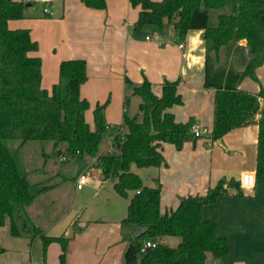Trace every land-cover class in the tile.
<instances>
[{
  "label": "trees",
  "instance_id": "1",
  "mask_svg": "<svg viewBox=\"0 0 264 264\" xmlns=\"http://www.w3.org/2000/svg\"><path fill=\"white\" fill-rule=\"evenodd\" d=\"M86 5L103 8L104 0H82ZM139 7L133 27L147 25L161 27L167 23L180 34L189 29H202L205 44L204 86L215 89L212 139H218L229 130L258 124L256 175H264V119L255 118L259 96L237 88L239 81L255 78L254 69L264 61V0H130ZM24 0H0V227L9 219L10 233L19 234L18 217L36 193L32 182L22 175L10 150L3 140H15L20 145L42 141L52 143L59 157H95L101 180L116 179L115 191L129 199L123 223L147 230L127 241L124 264H212V260L228 251L227 239L216 232V220L202 217L203 207L227 194L224 181L219 180L203 196H185L170 213L159 209L160 184L144 185L140 176L130 171L131 164L138 167L164 164L161 153L163 143L177 149L189 136L190 122H177L168 110L182 102L177 93L178 80H164L161 95H155L151 84L144 79L133 85L126 78L125 85L140 97L137 116H124L121 126L110 127L104 119L107 103H96L91 129L85 119L88 101L80 96V86L87 79L84 59L62 60L58 66L59 79L50 92L41 87V59L30 55L38 49L24 28H10L8 20L24 16ZM211 16L214 20L211 22ZM244 39L248 58L241 72L227 68L222 52ZM106 136L112 138L113 151L100 153ZM242 195L239 182L230 180ZM47 187H41L37 193ZM31 239L40 238L43 255L51 242L60 244L59 264H65V252L70 237L50 235L32 226ZM176 236L179 242L170 246L157 239ZM142 241L156 242L154 247L140 253ZM4 248L0 245V254ZM140 255V258L138 255Z\"/></svg>",
  "mask_w": 264,
  "mask_h": 264
},
{
  "label": "crops",
  "instance_id": "2",
  "mask_svg": "<svg viewBox=\"0 0 264 264\" xmlns=\"http://www.w3.org/2000/svg\"><path fill=\"white\" fill-rule=\"evenodd\" d=\"M44 2L49 3L48 12L43 11ZM104 3L103 8H98L88 6L82 0L26 2L24 16L8 20L10 28L27 29L31 39L38 43V49L30 55L41 59V87L50 92L51 86L58 82V66L62 60L84 59L87 79L80 86V96L89 104L85 119L92 129L95 104L108 99L104 108L105 122L110 127L120 128L122 135L125 132L121 126L123 117L137 116L139 103L129 109L132 97L138 95L125 85L126 78L133 85L147 79L157 96L161 95L164 80H178L177 93L182 102L168 110L177 122L196 123L211 132L215 89L204 86L203 30L189 29L180 34L169 23L136 30L133 23L139 7L131 6L130 0H104ZM147 35L152 39H146ZM221 55L227 68L241 72L248 58L246 41L238 40ZM254 74V79L243 77L237 88L254 94L263 92L255 111L259 121L264 119V61L254 69ZM210 132L200 137L190 133L179 149L171 143L162 144L165 163L150 166L155 168L150 176L152 182L160 184V212L170 213L182 197L203 196L210 187L223 180L227 194L202 210L204 219L216 220L217 234L225 237L228 243L227 253L212 260V264H264V175L255 173L258 124L233 128L218 139H212ZM111 144L112 138L106 136L100 153L106 152ZM79 157L82 167L77 175L84 171L95 185L102 182L95 157ZM244 172L252 173L255 182L252 188L239 184L242 192L239 195L227 184L230 180L239 182ZM77 175L73 178L75 189L81 190L83 186L76 188ZM74 214L70 210L62 223L50 227L52 232L50 229L45 232L65 235ZM100 222L83 223L79 231L91 228L93 233L85 238L73 235L68 241L67 264H124L127 241L123 242V237L131 235L137 227L127 224L123 231L119 222ZM34 239L20 230L18 235H12L7 219L0 227V245L4 248L0 264H41L33 258ZM156 242L175 246L179 238L163 236ZM59 253L60 244L49 243L45 253L47 259L44 258L42 264H56Z\"/></svg>",
  "mask_w": 264,
  "mask_h": 264
},
{
  "label": "rangeland",
  "instance_id": "3",
  "mask_svg": "<svg viewBox=\"0 0 264 264\" xmlns=\"http://www.w3.org/2000/svg\"><path fill=\"white\" fill-rule=\"evenodd\" d=\"M210 20L212 22L214 18L211 16ZM131 100L133 106L131 103L129 109L134 107V104L137 106L136 103L140 102V97L134 96ZM106 101L108 103V99L104 102ZM111 127L117 128L116 126ZM103 141L105 144V138ZM2 142L13 155L20 173L32 182L31 192L36 193L32 202L21 211L22 216L18 217V228L22 233L31 236L32 226L39 227L44 232L48 231L52 225L62 223L61 220L68 216L70 210L75 212L65 233L70 239L73 235L85 238L93 233L90 231L91 228L80 232L83 223L93 224V222L101 223L100 221L108 220L119 222L121 228H124L123 231L128 227L127 224L121 222V219L126 214V208L133 192H128L126 197L119 195L113 187L116 179L100 181L98 185H95L88 174L83 189L76 190L73 178L82 167L79 156L61 160L50 142L34 141L23 145L9 139ZM153 170H155L154 167H138L134 163L130 166V171L138 174L143 184L147 186L156 185L150 178ZM43 186L47 188L37 193ZM49 231L52 232L53 229ZM32 254L35 262L38 260L42 264V260L47 259L46 254L43 255V244L40 238L34 239ZM140 255H138L139 258ZM56 258V264H59V254ZM65 264H67L66 259Z\"/></svg>",
  "mask_w": 264,
  "mask_h": 264
},
{
  "label": "built area",
  "instance_id": "4",
  "mask_svg": "<svg viewBox=\"0 0 264 264\" xmlns=\"http://www.w3.org/2000/svg\"><path fill=\"white\" fill-rule=\"evenodd\" d=\"M25 2H37V1H42V0H24ZM44 7H43V11L44 12H48L49 11V3L48 2H44ZM146 39H152L150 35H147L145 37ZM160 43V42H159ZM210 132L208 129L206 128H202L200 127L198 124L196 123H190L189 126V133H191L193 136L195 137H200L203 133H208ZM114 146L111 144L108 146L107 151H113ZM59 159L61 160H66L67 157L65 155H62L59 157ZM87 172H80L77 175L76 178V188L80 189L82 188V186L86 183L87 181ZM255 182V177L252 173L250 172H244L239 179V184L244 187V188H252ZM156 245V242H151V241H142L141 246H140V253H144L146 248L148 247H154Z\"/></svg>",
  "mask_w": 264,
  "mask_h": 264
},
{
  "label": "water",
  "instance_id": "5",
  "mask_svg": "<svg viewBox=\"0 0 264 264\" xmlns=\"http://www.w3.org/2000/svg\"><path fill=\"white\" fill-rule=\"evenodd\" d=\"M56 154L58 156L60 154V151L57 150V153ZM146 230H147V228L145 226H139V227H137V228H135V229H133L131 231V236L133 238H137L138 236H140L141 234H143Z\"/></svg>",
  "mask_w": 264,
  "mask_h": 264
}]
</instances>
